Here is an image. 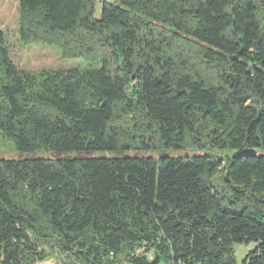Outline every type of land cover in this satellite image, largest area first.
<instances>
[{"label":"trees","instance_id":"trees-1","mask_svg":"<svg viewBox=\"0 0 264 264\" xmlns=\"http://www.w3.org/2000/svg\"><path fill=\"white\" fill-rule=\"evenodd\" d=\"M18 35L97 68L0 30V135L56 155L0 159V264H264V155L84 156L264 148V0H18Z\"/></svg>","mask_w":264,"mask_h":264},{"label":"rangeland","instance_id":"rangeland-1","mask_svg":"<svg viewBox=\"0 0 264 264\" xmlns=\"http://www.w3.org/2000/svg\"><path fill=\"white\" fill-rule=\"evenodd\" d=\"M113 1V0H108ZM100 13V3L96 4L95 16ZM0 30L6 38V47L14 64L23 70L33 73H40L44 70H68L77 68L86 70L89 68H97V65L84 60L82 57L66 58L61 55V49L57 45H50L42 42L32 44H24L20 41L18 35V0H0ZM236 153L241 155H264V148H242L240 150L222 148H193V149H130L122 152H94L84 154V156H113V157H145L150 156L158 159L159 157H177V156H193V155H208L213 158H226ZM44 158L54 159L56 155L51 151L36 150L33 152L18 151L14 143L3 138L0 135V159H33ZM253 244L248 246L245 244H234V252L238 263L244 257ZM57 258H49L46 261L37 264H57Z\"/></svg>","mask_w":264,"mask_h":264},{"label":"water","instance_id":"water-1","mask_svg":"<svg viewBox=\"0 0 264 264\" xmlns=\"http://www.w3.org/2000/svg\"><path fill=\"white\" fill-rule=\"evenodd\" d=\"M132 77H133V75H132Z\"/></svg>","mask_w":264,"mask_h":264}]
</instances>
